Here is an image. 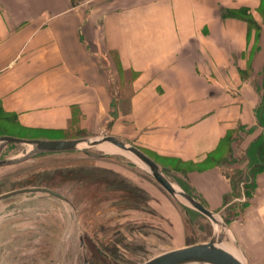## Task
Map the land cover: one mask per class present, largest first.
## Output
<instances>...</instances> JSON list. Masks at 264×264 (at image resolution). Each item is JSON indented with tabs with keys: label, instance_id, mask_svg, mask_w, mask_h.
<instances>
[{
	"label": "crops",
	"instance_id": "obj_1",
	"mask_svg": "<svg viewBox=\"0 0 264 264\" xmlns=\"http://www.w3.org/2000/svg\"><path fill=\"white\" fill-rule=\"evenodd\" d=\"M263 69L264 0H0V108L10 121L122 136L179 168L211 209L239 197L226 171L247 161L215 158L240 157L262 133ZM240 125L252 129L229 143ZM245 199L227 206L239 211L230 225L249 264H264V171Z\"/></svg>",
	"mask_w": 264,
	"mask_h": 264
},
{
	"label": "water",
	"instance_id": "obj_2",
	"mask_svg": "<svg viewBox=\"0 0 264 264\" xmlns=\"http://www.w3.org/2000/svg\"><path fill=\"white\" fill-rule=\"evenodd\" d=\"M12 145L14 148L3 155ZM80 157L117 159L158 184L186 223L196 222L192 211L208 221L211 232L206 239L200 235L198 241L184 246L161 248L138 264H249V255L230 225L235 213L227 210L245 195L218 210L211 209L197 191L186 189L182 182H189L184 173L159 163L137 145L106 129L73 138L1 134L0 180L26 167ZM51 177L39 180L34 175L0 191V264H38L39 256L45 254L53 264H94L96 255L106 264H113V258L90 235L85 213L97 207L103 211L107 203L135 196V192L123 187L124 182L113 183L114 179L93 178L90 174L60 181Z\"/></svg>",
	"mask_w": 264,
	"mask_h": 264
},
{
	"label": "rangeland",
	"instance_id": "obj_3",
	"mask_svg": "<svg viewBox=\"0 0 264 264\" xmlns=\"http://www.w3.org/2000/svg\"><path fill=\"white\" fill-rule=\"evenodd\" d=\"M9 118L11 117L0 115V127L4 126V133L58 138L87 133L69 130L56 133L30 132L20 128ZM12 148L13 145L8 147L5 154ZM84 174H90L93 178L105 177L110 181L114 179L113 183L124 182L125 185L121 184L123 187L135 192V196L107 203L103 211L97 207L94 212L91 209L85 213V224L90 235L95 236L98 245L113 258V264H138L161 248L184 246L198 241L200 235L206 239V235L211 232L208 221L196 212H191L197 218L194 225L186 223L180 210L158 184L117 159L109 161L80 157L33 165L1 179L0 191L34 175L39 180L52 176L54 180L60 181L70 177H82ZM95 222L100 225L95 226ZM45 255L39 256L38 264H53L49 254ZM93 263L106 264L97 255Z\"/></svg>",
	"mask_w": 264,
	"mask_h": 264
},
{
	"label": "trees",
	"instance_id": "obj_4",
	"mask_svg": "<svg viewBox=\"0 0 264 264\" xmlns=\"http://www.w3.org/2000/svg\"><path fill=\"white\" fill-rule=\"evenodd\" d=\"M249 22H252L249 20ZM263 82L262 86L259 88L261 93V101L259 105L255 108V114L257 117V123L263 128L262 133L251 142L249 147L244 150L240 157H234L231 152L227 155L215 158V162L219 165L230 166L235 161H247L246 168H235L233 170H227L226 174L229 176L233 188L236 192V196L245 195L246 199L241 203L242 206L249 202V199L253 193L256 186L257 174L264 171V69H263ZM0 115H6V113L0 108ZM4 126L0 127L1 134H11L15 136H21L15 133H4ZM251 128H247L244 125H240L237 130L231 132L225 139L230 143L232 141H238L240 139L239 131H251ZM79 135V134H77ZM67 135L65 138L76 137ZM82 135V134H81ZM174 170L179 171V168H174ZM185 170V169H184ZM181 172V171H180ZM230 200L225 201V204ZM236 214L239 211L234 210Z\"/></svg>",
	"mask_w": 264,
	"mask_h": 264
},
{
	"label": "flooded vegetation",
	"instance_id": "obj_5",
	"mask_svg": "<svg viewBox=\"0 0 264 264\" xmlns=\"http://www.w3.org/2000/svg\"><path fill=\"white\" fill-rule=\"evenodd\" d=\"M5 152H6V151H5ZM5 152L3 153V155L5 154ZM182 183H183V185L186 187V189H187L188 191H191L189 185H187L185 182H182ZM141 224H143V223H141Z\"/></svg>",
	"mask_w": 264,
	"mask_h": 264
}]
</instances>
